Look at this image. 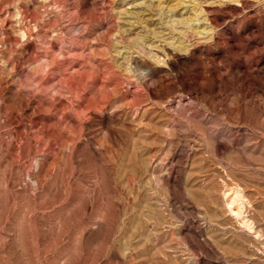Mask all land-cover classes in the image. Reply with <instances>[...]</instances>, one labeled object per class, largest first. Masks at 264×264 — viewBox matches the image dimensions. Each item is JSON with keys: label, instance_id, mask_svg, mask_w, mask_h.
<instances>
[{"label": "rangeland", "instance_id": "374dc122", "mask_svg": "<svg viewBox=\"0 0 264 264\" xmlns=\"http://www.w3.org/2000/svg\"><path fill=\"white\" fill-rule=\"evenodd\" d=\"M0 264H264V0H0Z\"/></svg>", "mask_w": 264, "mask_h": 264}, {"label": "bare ground", "instance_id": "6f19581e", "mask_svg": "<svg viewBox=\"0 0 264 264\" xmlns=\"http://www.w3.org/2000/svg\"><path fill=\"white\" fill-rule=\"evenodd\" d=\"M65 51V50H64ZM67 52V50L65 51ZM62 53V51H61ZM66 55V54H65ZM50 57V55H49ZM64 58V57H63ZM62 58V59H63ZM47 59V58H46ZM57 66V65H56ZM78 68V67H77ZM59 69V68H58ZM73 68H71L72 70ZM107 69V68H106ZM104 69V70H106ZM81 69H79L80 71ZM68 71V70H67ZM78 71V70H77ZM102 71V70H101ZM107 71V70H106ZM61 72V71H60ZM109 72V71H108ZM61 74V73H60ZM102 74V73H101ZM65 76V75H64ZM71 83V82H70ZM224 173V172H223ZM227 177V175H226ZM229 178V177H228ZM232 182V181H230ZM236 183V182H235ZM238 184V183H237ZM225 186L227 188L224 189L223 191V195L225 198V203L227 205V208L230 212V214L234 215L237 218H240L241 221V226L243 225L246 229L248 230H253V221L250 219V217H248L247 215H244L246 212V207L249 204L248 199L246 198V195L244 194L243 190L241 189L242 186ZM240 185V184H239ZM250 205L249 204V209H250ZM245 212V213H244ZM247 214V213H246ZM249 214V213H248ZM239 220V219H238ZM257 228V227H256ZM257 230V229H256ZM260 230V229H259ZM255 231V230H254ZM257 233V231H255ZM259 235H261L259 233Z\"/></svg>", "mask_w": 264, "mask_h": 264}]
</instances>
